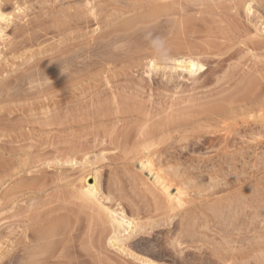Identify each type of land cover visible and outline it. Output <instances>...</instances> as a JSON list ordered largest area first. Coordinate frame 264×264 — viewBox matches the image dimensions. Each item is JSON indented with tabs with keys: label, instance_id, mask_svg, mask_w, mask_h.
<instances>
[{
	"label": "rangeland",
	"instance_id": "1",
	"mask_svg": "<svg viewBox=\"0 0 264 264\" xmlns=\"http://www.w3.org/2000/svg\"><path fill=\"white\" fill-rule=\"evenodd\" d=\"M0 1V264H264V0Z\"/></svg>",
	"mask_w": 264,
	"mask_h": 264
},
{
	"label": "bare ground",
	"instance_id": "2",
	"mask_svg": "<svg viewBox=\"0 0 264 264\" xmlns=\"http://www.w3.org/2000/svg\"><path fill=\"white\" fill-rule=\"evenodd\" d=\"M57 1V0H56ZM175 1V0H174ZM58 2V1H57ZM55 2V3H57ZM154 2V1H153ZM152 2V3H153ZM1 2L0 1V38L3 36L4 34V29H3V23L4 25H6L7 27L10 25L9 23L10 22H13L14 20L11 18H8L7 15L4 14L3 11H1ZM173 3V2H172ZM56 5V4H55ZM147 5V4H146ZM172 6V5H171ZM93 7V6H92ZM165 8V7H164ZM167 8V6H166ZM170 8V7H169ZM184 8V7H183ZM251 9V8H250ZM164 10V9H163ZM170 10V9H168ZM185 10V9H184ZM249 10V8L247 9ZM92 11V10H91ZM175 12V11H174ZM75 13V11H74ZM168 13V12H166ZM171 13V12H170ZM157 14V13H156ZM164 14V13H163ZM93 15V14H92ZM161 15V14H160ZM11 16V15H10ZM97 16V15H96ZM166 16V15H165ZM171 17V16H170ZM155 18V17H154ZM153 18V19H154ZM157 18V17H156ZM155 18V19H156ZM12 19V20H10ZM152 19V18H151ZM168 19V18H167ZM78 22V21H77ZM153 23V22H152ZM78 24V23H77ZM6 35V34H5ZM3 38V37H2ZM4 40V39H3ZM157 68V66H156ZM175 69H181L183 70L184 72L188 73L189 75H194L197 70L199 69V66H198V63L194 60H189V62L185 65L183 64H179L178 66H176ZM37 76V75H36ZM40 79V78H39ZM96 177L92 176V182H89V180H85L86 182V188L84 190V194L94 200V201H97L98 204L100 203V206L104 208V206L101 204L100 202V199H99V194H100V190H99V187H98V184H97V181H96ZM162 180V179H161ZM159 188L160 190L162 191V193L164 194L165 198L169 201V202H172L174 200V195L172 194V192L170 191L169 187H167L166 185H164L163 183H160L159 184ZM17 189V188H16ZM15 198V197H14ZM13 199V198H12ZM178 199V197H177ZM181 202V201H180ZM182 203V202H181ZM12 208V207H11ZM180 208V207H179ZM108 209V208H107ZM105 209V210H107ZM175 210V208L173 209ZM108 213H109V217H110V220H112V222L117 225L118 229L119 228H124L125 226L130 228L131 225H133V222L129 219H127V217L125 216L124 212L122 211L121 213H117L115 211H111V210H108ZM4 224V223H3ZM2 225V224H1ZM53 230V229H52ZM55 233V232H54ZM53 234V231H49L48 229V232H45L44 233V238L45 239H48V238H51ZM44 239V240H45ZM37 240V239H36ZM114 242V241H113ZM112 242V243H113ZM29 243V242H28ZM27 244V242H26ZM40 246V245H38ZM122 246V245H121ZM45 247V246H44ZM30 248L32 249L31 253L29 252L30 251ZM30 248L28 249L29 251L25 250L26 253L23 252L24 255H19L17 253V258H14V259H17L16 263H21L22 261H26L27 259L30 260V264H66V262H62L61 261V256L59 257H56V261H54L52 258L55 259V257H52V256H48V255H45V253L43 252V250L39 247H32V245L30 246ZM46 248V247H45ZM123 249V247H122ZM125 249V248H124ZM15 255V254H14ZM61 255V254H59ZM64 257V256H63ZM66 258V257H65ZM11 257L9 258V261H10ZM58 259V260H57ZM70 259V258H69ZM0 260L3 261V259L0 257ZM13 260V259H12ZM69 261V260H68ZM76 261V260H75ZM7 262V261H6ZM13 262V261H11ZM28 262V261H27ZM144 264H154L152 263V261H142ZM141 262V263H142ZM4 263V262H2ZM7 264V263H5ZM68 264H74L73 262H69ZM78 264V263H76Z\"/></svg>",
	"mask_w": 264,
	"mask_h": 264
}]
</instances>
